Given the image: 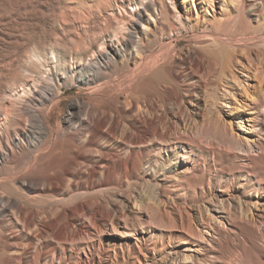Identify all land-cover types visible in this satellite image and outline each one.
<instances>
[{
	"label": "bare ground",
	"instance_id": "obj_1",
	"mask_svg": "<svg viewBox=\"0 0 264 264\" xmlns=\"http://www.w3.org/2000/svg\"><path fill=\"white\" fill-rule=\"evenodd\" d=\"M225 1L204 20L234 34L177 49L163 32L186 22L173 0H0V264H239L215 237L264 217V115L249 94L247 127L240 99L264 68V30L251 25H264V0L251 18L244 0L234 17ZM212 184L245 190L213 225L184 202L218 204ZM173 207L178 233L156 223Z\"/></svg>",
	"mask_w": 264,
	"mask_h": 264
},
{
	"label": "rangeland",
	"instance_id": "obj_2",
	"mask_svg": "<svg viewBox=\"0 0 264 264\" xmlns=\"http://www.w3.org/2000/svg\"><path fill=\"white\" fill-rule=\"evenodd\" d=\"M220 1L221 0H210V3H209V2H205L204 0H191V1L190 0H186V1L185 0H173V3L177 7V10H179L180 13L183 15L184 22L185 21L186 22L184 23V26L182 27V29H178L176 27L174 28V27H170V26H164V31L163 32L165 33L166 36L169 35L172 38V40H173V42L175 44L177 42V49H193V48H196L198 46V44L203 43V42L205 43V41H207L208 38H207V36H205V34H208V35L218 34L219 36H221L224 39L225 38L227 39V38L231 37L232 36L231 34H234V31H235V29H233V27H232V24L231 25L229 24L226 27H220L219 25H217V26L214 25L213 26L212 22H207V21L204 20V19H206V20H210V19L218 20V18L221 17V12H220V10H221V7H220L221 2ZM225 2L231 7V8L229 7L230 9H228V11L230 12V15H232L231 17H234L235 13L233 11H234V8L236 6L235 4H237L238 1H236V0L235 1L234 0H226ZM242 2H243V0H242ZM253 3H254V0H244V2H243L244 8H246L248 10L247 11L246 9H244L243 15L245 17H249V18L253 17L249 13V10H250V6L249 5L253 4ZM211 8H213V10ZM186 16H188V20L185 18ZM256 24H257L256 20L251 19L252 28L256 27L257 29L264 30L263 23L257 24V25ZM205 25H207V26H205ZM253 26H255V27H253ZM199 36H201V39H200ZM189 46H190V48H189ZM158 47H159V45L156 44V49ZM213 49L214 48H207V49H204V52L206 54L207 53L210 54L211 53L210 50H213ZM227 50L230 51V49H227ZM251 52L254 53V50H251ZM193 58H194V56H193ZM217 62L219 63V61H217ZM255 74H253V75L251 74L250 80H247V83H245V85H243V86H245V87H247L249 89L248 90L249 93L247 92V95L245 97H241V98L238 97L240 99H243L245 104L249 105V106L246 107V108H248V110H245L243 112V117H244L243 121H244V124L247 127H251V125H252V123L248 120L250 118V116H251V114H250L251 111H254L253 109H251L252 104L249 101V100L252 99L251 98L252 94H253L252 96L256 100V105L258 107H260V109H261L260 112H259L260 115H264V100H263L264 99V97H263L264 95H261V94H264V68H261V72H259V73L256 72ZM261 74H262V76H261ZM213 80H214L215 86L216 87L218 86L219 89L221 90L220 91L218 89V92L221 93L223 91L222 90L223 88L220 85H218L219 84L218 76L216 75L215 79H213ZM234 88L237 89V91H240L242 89V86H239V88H238V86L236 85V86H234ZM76 93H77L76 90H72L67 95V97H66V99L64 101V103H65L64 108H67L68 103L71 102L73 99L77 98L76 96H74V95H76ZM249 94H251V95L249 96ZM248 98H251V99H248ZM233 103H235V101H233ZM219 105H220V101H219ZM220 110H221V112H223V114H225L224 109L220 108ZM233 119H231L232 122H234ZM205 128H206V125H204L203 134L205 136L204 138L207 139V136L210 135L209 134L210 133V129H209V127H207L206 129ZM233 128H234L235 131H237L239 134L242 135V133L240 131H238V128H240L238 124L237 125L233 124ZM244 134H245V136H251L253 138L255 137L254 133H249V134L243 133V135ZM206 139H203L204 143H206ZM210 140L212 142H214L215 144H217V142L215 140H213L212 138H210ZM207 142H208V140H207ZM257 154L259 155V153H257ZM258 155L254 156V168H256L257 172H259V171L261 172V171H264V157H262L261 155H259V156ZM238 161L239 162H241V161L244 162V159H239ZM212 189L214 190L213 192L216 195V196H214L215 199L217 197V199L222 201V202L219 201L220 203L218 202V204L209 203V209L210 210L209 209L205 210L204 204H201V202H198V203L197 202H192L191 199H187L186 201H184V202H186V205H185L186 209L185 210L191 212L194 216L197 214L195 216V219L199 218V216H198L199 214L198 213H200V216L201 217L203 216V219H205V220H209L211 225L215 224V220H213V216L217 217V218H223L226 215L227 211L226 210H222L220 208H222L224 205H226L227 209H228V207H229V209H231L232 208V201L234 202L236 200V195H238L239 193H242V192L245 191L244 189H242L241 187H238L236 185H231V186L227 187L225 189V192H223V193H221L220 190H219L221 188L216 187L214 184H212ZM217 190H219V191H217ZM252 193L256 194L255 192H252ZM246 194L250 195L249 192L246 193ZM225 200H227V202H225ZM229 200H230V202H229ZM229 203H231L230 206H228ZM196 207H198V210H197ZM207 211H208L209 214H207ZM251 213L253 214V212H251ZM212 214H213V216H212ZM155 216H156V223H157L158 226H161L166 231L170 230V228H171L172 231L178 233L177 229H179V227H181V226L179 225V222H178L179 219H177L178 212L174 210V207L172 209L170 208L166 213L165 212L163 213L162 211H159L158 213L155 214ZM194 221H195V225L202 232H204V229H202V227L198 223V221L197 220H194ZM233 230H234V232L228 231L227 233H225V236L224 235L223 236L219 235V236L215 237V242H216L215 245L217 246L216 249L218 250V252H220L221 254L225 255V254H228V253H230L232 251L233 253H236L237 256H238V252H240L241 253V257H238L239 264H264V217H263L262 223L259 226H257L256 231L255 230L253 231V229H249V228H236V229H233ZM257 231L259 232V234H258ZM255 235H256V237H255ZM205 237L208 238L206 235H205ZM176 245H181L182 248H184L185 246H191V249H193V247H194L193 246L194 243L190 241V238H187L186 240H182V239H179V238H176V239L172 240V246L174 247ZM243 245H245V247H246L244 249L246 251V255H245V252H244L243 247H242ZM221 246H223V247H221ZM233 246H234V248H233ZM186 248L187 247H185V249L183 251H185ZM259 250H261V251H259ZM205 252L208 253L209 251H205ZM250 252H251V254H250ZM185 253H191V252L186 250ZM243 253H244V255H243ZM126 257L124 258V260H121L119 264H131L134 261L131 257H128V256H126ZM155 257L151 258V259H148V258L147 259H142L143 260L142 262H144L145 264H148V263L149 264H170L169 263L170 260L168 258L163 260V258L161 256H159V255H156ZM256 257L258 259L259 258L260 259L258 260ZM240 258H241V260H240ZM193 259L194 258H192V260ZM178 262H179V259L177 261V264H182V262H179V263ZM198 264H209V261L199 262Z\"/></svg>",
	"mask_w": 264,
	"mask_h": 264
}]
</instances>
